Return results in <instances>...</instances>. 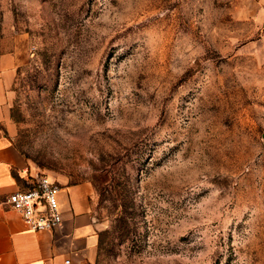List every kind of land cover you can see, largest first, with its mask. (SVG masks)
Segmentation results:
<instances>
[{
	"label": "rangeland",
	"instance_id": "374dc122",
	"mask_svg": "<svg viewBox=\"0 0 264 264\" xmlns=\"http://www.w3.org/2000/svg\"><path fill=\"white\" fill-rule=\"evenodd\" d=\"M4 56L17 147L92 187L72 264H264V0H0Z\"/></svg>",
	"mask_w": 264,
	"mask_h": 264
},
{
	"label": "crops",
	"instance_id": "0c3cea01",
	"mask_svg": "<svg viewBox=\"0 0 264 264\" xmlns=\"http://www.w3.org/2000/svg\"><path fill=\"white\" fill-rule=\"evenodd\" d=\"M7 63L9 65H7ZM0 72V264H67L83 253L94 254L98 243L92 187L88 183L62 184L64 224L56 230L29 229L21 214L8 204L9 196L29 188L38 176L13 141L9 96L17 69L9 56Z\"/></svg>",
	"mask_w": 264,
	"mask_h": 264
},
{
	"label": "built area",
	"instance_id": "2783aa9c",
	"mask_svg": "<svg viewBox=\"0 0 264 264\" xmlns=\"http://www.w3.org/2000/svg\"><path fill=\"white\" fill-rule=\"evenodd\" d=\"M62 188L55 178L41 175L29 188L12 193L7 202L21 214L30 230H56L65 222L60 200ZM66 262L71 263L70 260Z\"/></svg>",
	"mask_w": 264,
	"mask_h": 264
},
{
	"label": "trees",
	"instance_id": "16d2710c",
	"mask_svg": "<svg viewBox=\"0 0 264 264\" xmlns=\"http://www.w3.org/2000/svg\"><path fill=\"white\" fill-rule=\"evenodd\" d=\"M37 177H38V176L35 177V181L37 180ZM35 181H34L30 186H32V185L35 183Z\"/></svg>",
	"mask_w": 264,
	"mask_h": 264
}]
</instances>
